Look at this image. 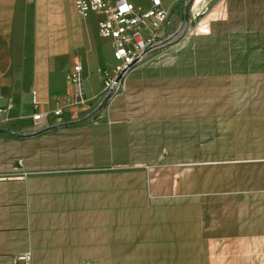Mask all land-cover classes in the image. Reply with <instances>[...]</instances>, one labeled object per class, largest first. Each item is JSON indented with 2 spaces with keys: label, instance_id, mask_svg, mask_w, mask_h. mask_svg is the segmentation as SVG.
<instances>
[{
  "label": "crops",
  "instance_id": "obj_1",
  "mask_svg": "<svg viewBox=\"0 0 264 264\" xmlns=\"http://www.w3.org/2000/svg\"><path fill=\"white\" fill-rule=\"evenodd\" d=\"M223 2L205 40L238 47L241 70L183 72L174 57L129 73L107 108L101 15L0 0V264L26 251L32 264H264V0ZM214 87H239L237 106ZM214 158L241 159L238 180Z\"/></svg>",
  "mask_w": 264,
  "mask_h": 264
},
{
  "label": "rangeland",
  "instance_id": "obj_2",
  "mask_svg": "<svg viewBox=\"0 0 264 264\" xmlns=\"http://www.w3.org/2000/svg\"><path fill=\"white\" fill-rule=\"evenodd\" d=\"M140 1L144 5L147 3V0ZM224 6L223 0H190L188 4L180 1L178 12L170 13L169 22L162 31L163 42L148 56L142 65L133 71L147 65L167 63V60H172L174 57H176L177 63L183 72L194 68L198 69V72L212 69L217 73L223 70H241V61L237 59V57H241L238 47L209 46L205 40V37L209 35V24L215 21L216 18L222 17L220 13H222ZM236 6L233 0H230L231 13H235L237 10ZM93 38L101 48L103 47V51L113 54L112 41L110 39L102 38L97 32H95ZM190 39L197 41L196 43L189 42ZM229 57L234 58L235 61L229 62ZM115 64L116 60L113 58L108 68H113ZM128 76L119 94L108 97L103 102L104 106L108 108L114 98L124 92ZM213 93L216 102L226 100L227 103L230 105L234 104V106H237L238 100L241 98V89L239 87H233L230 92L222 87H214ZM215 112H222L230 118L241 117V109L237 108ZM237 144V141L230 142L231 148L237 146ZM213 165L218 168L217 170L221 168L230 169L231 172H234L231 179L238 180L239 174L236 171L239 169H236V167H241V159L214 158Z\"/></svg>",
  "mask_w": 264,
  "mask_h": 264
},
{
  "label": "built area",
  "instance_id": "obj_3",
  "mask_svg": "<svg viewBox=\"0 0 264 264\" xmlns=\"http://www.w3.org/2000/svg\"><path fill=\"white\" fill-rule=\"evenodd\" d=\"M174 1L188 4L190 0ZM74 5L82 17L86 18L91 13L101 15L99 35L112 41L116 64L112 69L100 71L104 93L102 104L108 97L119 94L129 73L142 65L163 42L162 31L169 22L170 9L164 6L162 0H150L148 8L137 7L130 0H74ZM82 70V63L75 61L69 74L78 101H83L84 94ZM9 107L10 105L7 108L0 107V115ZM61 112L62 109L59 108L55 114ZM43 116L42 113H36L33 118L39 120ZM14 263L32 264L31 251L18 254Z\"/></svg>",
  "mask_w": 264,
  "mask_h": 264
}]
</instances>
